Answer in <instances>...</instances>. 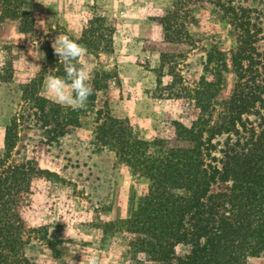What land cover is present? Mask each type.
<instances>
[{"label":"trees","instance_id":"trees-1","mask_svg":"<svg viewBox=\"0 0 264 264\" xmlns=\"http://www.w3.org/2000/svg\"><path fill=\"white\" fill-rule=\"evenodd\" d=\"M19 1L0 0V22L13 19L24 33L28 12L19 10ZM259 1L260 8L235 0H173L159 16L168 43H201L205 28L226 33V40L207 36L202 74L179 93L193 102V115L171 118L144 139L123 119L97 110V145L114 149L125 167L148 180L130 215L98 225L103 244L109 233L124 237L117 264H249L250 256L264 252V0ZM204 3L210 5L206 14L199 10ZM113 29L105 16L95 15L76 41L93 53H109ZM49 51L50 74L64 78L63 65ZM170 54H163L165 63L176 62ZM172 73L171 86L181 82ZM156 81L159 86L161 78ZM37 108L40 125L59 141L68 129L60 108L44 97L37 98ZM15 133L6 126L0 153V264H34V242L54 241L46 226L30 223L27 209L34 183L56 173L34 159L15 160ZM177 245L185 252L178 254Z\"/></svg>","mask_w":264,"mask_h":264},{"label":"rangeland","instance_id":"rangeland-1","mask_svg":"<svg viewBox=\"0 0 264 264\" xmlns=\"http://www.w3.org/2000/svg\"><path fill=\"white\" fill-rule=\"evenodd\" d=\"M172 1L20 0L19 10L28 12L26 31L21 32L13 19L0 22V153L10 124L16 132L13 158L34 159L41 168L56 173L53 179L34 183L27 209L30 223L46 226L54 241L34 242L30 251L34 264H84L82 258L89 253H95L100 264H117L115 252L124 237L109 233L103 244L98 225L130 215L148 180L125 167L114 149L97 145L96 112L121 118L133 135L150 139L165 121L194 114L193 102L179 93L183 86L193 87L202 74L207 36L226 40V33L205 28L202 42L196 45L166 42L159 16ZM235 1L262 7L259 0ZM199 10L206 14L210 5L204 3ZM95 15L105 16L113 25V49L93 53L84 46L83 66L91 85L98 74L97 88L92 85L94 99L89 97L86 107L77 111L53 102L68 122L66 133L54 141L37 120V98H45L44 81L54 70L46 60L51 42L61 34L76 40ZM170 52L176 62L168 64L162 57ZM171 70L181 79L172 86ZM65 231L72 238L65 237ZM176 251L182 254L185 247L177 245ZM249 264H264V252L250 256Z\"/></svg>","mask_w":264,"mask_h":264},{"label":"clouds","instance_id":"clouds-1","mask_svg":"<svg viewBox=\"0 0 264 264\" xmlns=\"http://www.w3.org/2000/svg\"><path fill=\"white\" fill-rule=\"evenodd\" d=\"M37 2L40 3V0ZM51 47L54 55L58 57V62L63 65L65 76L60 78L49 75L46 78L45 98L73 111L85 108L89 97L93 94L90 74L83 66L87 49L67 34L57 35L52 40ZM65 237H71L67 231H65ZM82 260L84 264H100L95 253H89L87 257L83 256Z\"/></svg>","mask_w":264,"mask_h":264}]
</instances>
